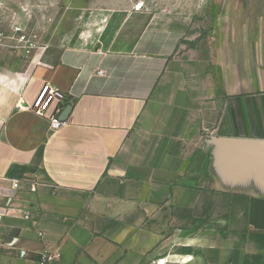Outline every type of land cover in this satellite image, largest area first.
<instances>
[{
    "label": "crops",
    "instance_id": "crops-1",
    "mask_svg": "<svg viewBox=\"0 0 264 264\" xmlns=\"http://www.w3.org/2000/svg\"><path fill=\"white\" fill-rule=\"evenodd\" d=\"M46 39L0 49V264H264V0H66Z\"/></svg>",
    "mask_w": 264,
    "mask_h": 264
},
{
    "label": "rangeland",
    "instance_id": "rangeland-1",
    "mask_svg": "<svg viewBox=\"0 0 264 264\" xmlns=\"http://www.w3.org/2000/svg\"><path fill=\"white\" fill-rule=\"evenodd\" d=\"M65 1L0 0V49L32 59L35 49L47 47L55 13ZM10 59L15 60V56Z\"/></svg>",
    "mask_w": 264,
    "mask_h": 264
},
{
    "label": "built area",
    "instance_id": "built-area-1",
    "mask_svg": "<svg viewBox=\"0 0 264 264\" xmlns=\"http://www.w3.org/2000/svg\"><path fill=\"white\" fill-rule=\"evenodd\" d=\"M143 6V2L136 5V8L140 9ZM99 74H103V70L98 71ZM67 101V94L59 87L46 82L42 85L40 91L37 93L33 101L27 105L23 103L18 104L20 108H27L35 112L37 115L46 117L49 120L50 128L54 130L60 129L64 125V121L61 120L59 113L65 107ZM54 105L55 110L52 113L48 111ZM18 182L14 183V187H18ZM29 218V215H26ZM40 236L43 233L40 232ZM59 256V253L52 252L48 249L41 252L40 256L36 259L38 264H50L54 259Z\"/></svg>",
    "mask_w": 264,
    "mask_h": 264
},
{
    "label": "water",
    "instance_id": "water-1",
    "mask_svg": "<svg viewBox=\"0 0 264 264\" xmlns=\"http://www.w3.org/2000/svg\"><path fill=\"white\" fill-rule=\"evenodd\" d=\"M72 105H67V107L63 110L62 112V115H61V120L62 121H66L68 119V117L70 116L71 114V111H72Z\"/></svg>",
    "mask_w": 264,
    "mask_h": 264
}]
</instances>
